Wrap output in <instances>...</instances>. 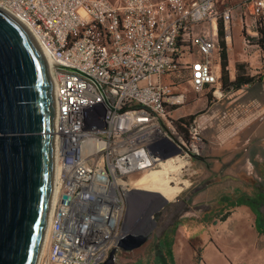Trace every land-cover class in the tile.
<instances>
[{"label":"built area","instance_id":"obj_1","mask_svg":"<svg viewBox=\"0 0 264 264\" xmlns=\"http://www.w3.org/2000/svg\"><path fill=\"white\" fill-rule=\"evenodd\" d=\"M236 4L239 55L257 58L259 75L264 0H0L50 82V193L33 264H102L133 204L129 178L196 154L194 121L182 139L167 119L182 99L172 90L222 95L218 42L227 49Z\"/></svg>","mask_w":264,"mask_h":264},{"label":"rangeland","instance_id":"obj_2","mask_svg":"<svg viewBox=\"0 0 264 264\" xmlns=\"http://www.w3.org/2000/svg\"><path fill=\"white\" fill-rule=\"evenodd\" d=\"M232 1L235 0H225L227 3ZM240 9V4L233 7L234 25L230 28L231 41L227 49L224 50V67L221 68L219 64V81L222 95L215 100L211 99L208 92L203 90L194 92L181 86L172 90L175 93L180 92L182 99L180 104L169 109L167 119L171 122L175 133L182 139H186L185 130L191 121H194L198 126L199 139L195 145L196 154H192L198 159H192L187 155L186 158L180 161V165L182 163L184 165L178 167L179 175L177 174L176 177V186L180 190L175 195L176 197L174 196L171 200L165 201L157 209L156 218L152 221V224H148L151 227L146 239L138 248L127 252L119 250L113 253L114 264H149L153 254L152 248L156 241L161 240L170 242L172 264H211L202 259V254L206 251V248L215 252L216 237L219 233L224 239L225 250L232 247L228 236L233 231L235 223L229 220V214L234 213L241 207L244 208V206L229 207L227 205L229 201L240 195L233 181L237 177L236 173L244 170L247 164L244 163L243 154L232 152V154H229V152L222 154L223 151L221 152L218 149L222 145L221 141L217 139L218 132L226 126L232 125L231 122L221 123L223 118L220 115V108L236 98L233 103L242 105L238 106L242 113L236 115L231 113L224 119L233 118L234 121H237L247 117L249 113L253 112L249 102L258 100L261 95L258 86L252 85V83L258 82V76L264 73V67H262L260 74H256L257 70L255 68L259 65L257 58L252 60L251 63H247L243 62L242 57L239 55L240 45L236 25L237 13ZM236 76L250 77L252 82L233 88L230 82ZM259 115L260 113L254 120L258 121V118L263 116V114ZM178 120H182V123ZM229 134H231L230 139L238 137L236 144L239 147L244 146L247 153L250 152L252 147L249 145L250 139L247 129L243 133L237 134L234 132L233 134L229 132ZM246 155L250 156L252 154ZM143 173L133 174L129 180H134ZM244 180L246 181H242L243 183L246 182L250 185V189L246 188L243 191L244 193L255 195V192L257 193L260 190V186L255 184L257 182H252L251 179ZM168 184L171 185V183ZM261 193L264 199V190ZM142 208L137 209L141 214L144 212L145 207ZM134 211H136V208ZM257 212L261 218H264V203L257 209ZM130 213L132 214L133 211ZM222 213H225V215L220 217ZM137 216L139 217V214ZM143 224L145 225V223ZM222 225L224 226L223 229L220 228ZM139 228L136 226H134V229L128 228V233ZM121 235L122 233H120Z\"/></svg>","mask_w":264,"mask_h":264},{"label":"water","instance_id":"obj_3","mask_svg":"<svg viewBox=\"0 0 264 264\" xmlns=\"http://www.w3.org/2000/svg\"><path fill=\"white\" fill-rule=\"evenodd\" d=\"M52 140L45 63L25 28L0 10V264L34 262L49 198ZM163 204L149 211L151 224ZM143 222L140 216L141 229L116 240L102 264H113L116 249L131 251L145 241L151 225Z\"/></svg>","mask_w":264,"mask_h":264},{"label":"crops","instance_id":"obj_4","mask_svg":"<svg viewBox=\"0 0 264 264\" xmlns=\"http://www.w3.org/2000/svg\"><path fill=\"white\" fill-rule=\"evenodd\" d=\"M258 82L252 83V85L258 86L261 95L258 100H252L249 102L252 113H249L247 117L234 121L233 118L227 120L224 119L229 114L233 115L241 114L242 110L238 106L241 104H234L236 101L234 98L228 103L222 106L220 115L223 118L222 124L225 122H231V126L225 127L218 132L217 139L221 141L222 145L219 146V150L222 154L229 152V154H243L244 163L247 164L244 170L238 171L235 177L236 189L240 195L247 197H254L251 193H244L246 188L250 189L244 179H251L252 182L259 185L260 190L255 192V195L262 194L264 190V73L258 76ZM238 92V91H237ZM237 108V109H236ZM260 113L258 121L254 120ZM247 129L249 135V145L252 149L250 152H246L244 146L239 147L237 138L233 137L230 139L229 132L243 133ZM231 153V154H232ZM246 154H252L250 156ZM232 190V189H231ZM230 190V192H232ZM229 192V193H230ZM238 207V206H236ZM247 212H246V210ZM241 207L234 213L229 214V220L235 223L233 231L229 234L228 238L231 241L232 247L225 250V242L222 236L217 235L216 237V249L215 252L212 249L206 248V251L202 254V259L208 263L215 264H264V235L257 232L253 225V215L248 211L246 207ZM221 229L224 228L222 225ZM219 232V231H218ZM153 253V250H152ZM172 257V256H171ZM173 262V258H172Z\"/></svg>","mask_w":264,"mask_h":264},{"label":"bare ground","instance_id":"obj_5","mask_svg":"<svg viewBox=\"0 0 264 264\" xmlns=\"http://www.w3.org/2000/svg\"><path fill=\"white\" fill-rule=\"evenodd\" d=\"M174 163L176 164L173 165ZM179 165H180V161L177 158L175 157H172L170 159L166 158L165 160L160 161L158 163L156 169L152 171L148 170L147 172L143 171L144 173L140 177L128 181L130 185V189L132 191L126 201H128V204L129 203H133V204L129 206V209L127 208V212L124 220L125 228L122 231H120L122 234L124 232H128V228L134 229V226L139 228V222H138L139 217L137 216L138 214L144 216V220L146 221V224L144 226H148V224H151L152 218L150 217L149 214L152 211L154 204L158 202L169 201L178 193L180 188L176 186L177 183L176 177L178 174ZM168 183H171V185H169ZM146 202L147 205L145 204ZM145 205L146 206L149 205L148 208H146ZM142 207H145V209L143 210L144 212L142 214L139 213L138 210L134 211L135 208L141 209ZM131 208L133 214L130 213ZM144 229L145 228H143V230ZM43 246L44 244L40 243L39 241L38 249L40 247L42 248Z\"/></svg>","mask_w":264,"mask_h":264},{"label":"trees","instance_id":"obj_6","mask_svg":"<svg viewBox=\"0 0 264 264\" xmlns=\"http://www.w3.org/2000/svg\"><path fill=\"white\" fill-rule=\"evenodd\" d=\"M219 36V34H218ZM220 49L219 60L220 67H224V51L222 49V42H218ZM258 79V78H257ZM223 82V79H222ZM252 82V78L247 76H236L230 85L233 88H238L241 85L249 84ZM182 123V120H178ZM177 126V124H176ZM254 197H247L245 195H239L234 200L229 201V207L234 206H244L253 215V225L254 229L264 235V218H261L257 212V209L264 203L262 195H253ZM226 199V198H225ZM226 213V212H225ZM225 213H222L220 217H223ZM170 242L168 241H156L152 250L153 254L151 256L149 264H172V257L170 252Z\"/></svg>","mask_w":264,"mask_h":264}]
</instances>
